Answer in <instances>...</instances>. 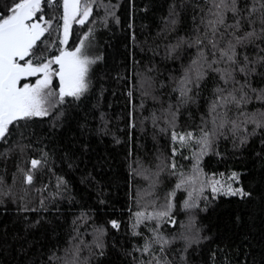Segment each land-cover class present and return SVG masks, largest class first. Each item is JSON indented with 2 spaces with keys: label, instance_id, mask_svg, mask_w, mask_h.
Returning <instances> with one entry per match:
<instances>
[{
  "label": "trees",
  "instance_id": "1",
  "mask_svg": "<svg viewBox=\"0 0 264 264\" xmlns=\"http://www.w3.org/2000/svg\"><path fill=\"white\" fill-rule=\"evenodd\" d=\"M12 2L0 0V14ZM253 2L238 0V7ZM99 3L108 8L94 6L84 25L73 23L65 45L55 39L63 36L62 21L53 23L54 29L61 25L59 33H46L44 43L38 42L41 49L50 46V58L60 47L73 51L85 34L97 35L99 59L87 91L79 99L65 98L49 116L14 122L0 140V264H64L77 246V264H264V127L244 122L264 113V100L256 99L264 90V63L247 78L257 90L245 88L249 101L227 106L228 119L240 130L233 134L227 124L216 131L198 162L200 180L215 178L221 182L218 188L231 184L246 195L214 194L210 184L197 194L199 181L176 190L180 173L193 176L194 153L200 147L173 143L172 132H192L198 139L202 128L213 131L209 106L215 90L225 85L209 72L198 87L189 85L192 99L179 106V91L173 89L196 59L197 48L184 43L169 51L181 38L190 41L205 34L213 0ZM42 7L46 19L62 15V7ZM225 18L227 24L234 22L230 12ZM242 30H249L246 23ZM228 39L225 34L223 43ZM261 49L264 40L237 46V59L243 62L246 55L255 60L264 56ZM236 79L245 82L239 73ZM25 82L34 83L35 78ZM58 87L54 77L53 88ZM226 87L231 91L234 85ZM170 105L174 123H169ZM153 114L159 118L155 125ZM33 159L42 163L28 184L25 173ZM173 162L177 175L171 174ZM173 190L170 217L175 223L165 218L157 228L158 221L145 220L134 229L135 213L160 210ZM189 192L197 206L185 209ZM113 221L119 226L112 227ZM97 229H103L102 247L96 244ZM134 230L139 234L133 235ZM156 233L170 241L163 251L160 243L152 242ZM146 242L151 243L147 252L142 250Z\"/></svg>",
  "mask_w": 264,
  "mask_h": 264
},
{
  "label": "snow or ice",
  "instance_id": "2",
  "mask_svg": "<svg viewBox=\"0 0 264 264\" xmlns=\"http://www.w3.org/2000/svg\"><path fill=\"white\" fill-rule=\"evenodd\" d=\"M43 4L52 7L54 11L62 7V15H54L48 19L45 18ZM256 5H259L257 7ZM108 8L107 5L99 3V0H13L12 4L7 8L6 13L0 14V140L5 139L9 133V126L16 121L29 120L34 117H46L51 114V110L65 102V98L72 97L79 99L88 89V73L90 66L96 62V59H90L86 54L85 40L89 39L88 34L80 40V43L73 51H68L63 47L58 49V55H52L50 58L46 52L50 49L46 45L45 49L39 47L38 42L44 43L41 39L45 34L51 35L53 31L59 33L61 25L56 24L53 28L54 21H62L63 36H56V40L60 45H65L68 40L69 30L73 23L84 25L89 17L93 14V7ZM230 12L234 19L232 24L226 23L225 13ZM259 12L260 15L255 14ZM39 14V15H38ZM111 15V12H108ZM212 18L205 25L206 32L203 36L197 35L192 40H181L171 46L169 54L176 51L184 43H188L189 47L197 48V57L191 62L188 70L179 81V86L173 91H179V106L187 104L192 98L189 96L191 88L189 85L195 83L199 86L209 72L216 73L225 87H218L216 97L209 106V115L213 117V131L201 129V136L197 139L192 132L177 134L172 132L173 143L179 142L181 147L187 146L189 143H196L200 147L199 153H194L197 164L193 169V176L186 177L180 173L179 182L175 185V189H183L185 185L200 183L197 194L202 193L203 188L210 184L212 192H223L225 195H246L241 189H233L228 184L226 189L218 188L221 184L219 180L212 178L211 181L207 177L200 180L201 169L199 168V157L206 154L211 139L216 135V131L223 129L227 124H231V131L236 134L240 130V125L235 120L228 119L227 106L233 104L240 107L246 104L250 97L245 88H250L252 92L257 90L251 88L247 78L256 73V65L264 63V56L255 60H250L248 56H244L243 62L237 59V46L255 43L258 40H264V0H254L253 4L245 8L238 7V0H213ZM94 22V21H93ZM175 23V21H171ZM248 25L249 30H242L243 24ZM259 23V29L256 25ZM224 27V32H220V28ZM91 31V30H90ZM199 32V29H197ZM225 34L230 39L224 44ZM207 42V43H205ZM52 41L51 44H54ZM204 49H208L206 53ZM264 51V49H261ZM209 54L212 57L209 58ZM223 64L225 67H217ZM56 65L57 67H53ZM236 73L245 77V82L240 83L236 79ZM58 78V89L53 88V78ZM35 78V82L29 81ZM234 85L231 91H228L227 85ZM239 84V87L235 85ZM143 87V84H142ZM227 92V95H225ZM239 93V95H237ZM145 95L148 91L145 90ZM131 95V93H130ZM156 99V97H153ZM256 99L264 100V90L256 95ZM169 106V114L174 123L175 113L171 112ZM220 109H225L221 112ZM260 119L253 114L246 118L245 123H255L257 127H264V113L260 114ZM157 117L153 114V124L157 122ZM177 154V149L173 148L172 155ZM187 159V157H185ZM42 161L33 159L31 161V169L25 173V182L31 184L33 181V171L36 170ZM159 167V166H158ZM172 175H177L176 164H171ZM163 170V169H161ZM142 174V173H137ZM158 175V173H157ZM236 174L233 173V178ZM176 194L175 190L168 194L165 204L160 206V210L146 213L144 211L135 213L136 225L143 223L145 220H156L157 228L159 222L168 218L171 220L170 212L173 208L172 197ZM43 203V201H41ZM184 208L191 209L196 207L192 193L189 192V200L184 201ZM112 227L119 225L113 221ZM155 232L156 230L153 229ZM96 236L97 247H102L100 237L103 235V229H97ZM135 230L133 235H138ZM153 243L161 244V251L170 241L156 233L152 240ZM151 248V243L146 242L143 251L147 252ZM77 246L69 253L71 260H64V264H77L76 257L79 252ZM140 251L141 249H137ZM50 259H60L55 256ZM157 264H160L157 261Z\"/></svg>",
  "mask_w": 264,
  "mask_h": 264
},
{
  "label": "rangeland",
  "instance_id": "3",
  "mask_svg": "<svg viewBox=\"0 0 264 264\" xmlns=\"http://www.w3.org/2000/svg\"><path fill=\"white\" fill-rule=\"evenodd\" d=\"M97 35H91L89 37V39L85 40V49H86V54L89 56L90 59H96V53H97ZM97 63V59L96 62L94 64H92L90 66L89 69V73H88V85H89V79H90V71L93 67V65H95Z\"/></svg>",
  "mask_w": 264,
  "mask_h": 264
}]
</instances>
